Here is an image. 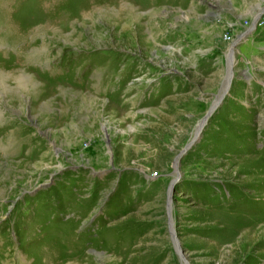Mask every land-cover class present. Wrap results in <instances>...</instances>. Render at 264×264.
<instances>
[{"label": "rangeland", "instance_id": "374dc122", "mask_svg": "<svg viewBox=\"0 0 264 264\" xmlns=\"http://www.w3.org/2000/svg\"><path fill=\"white\" fill-rule=\"evenodd\" d=\"M184 260L264 264V0H0V264Z\"/></svg>", "mask_w": 264, "mask_h": 264}, {"label": "water", "instance_id": "95a60500", "mask_svg": "<svg viewBox=\"0 0 264 264\" xmlns=\"http://www.w3.org/2000/svg\"><path fill=\"white\" fill-rule=\"evenodd\" d=\"M260 18H261V15H258V16L254 19V21H253V23H252V25H251L250 31H249L248 33H251L253 30L256 29L257 22L259 21ZM244 36H245V35H244ZM234 48H235V46H233V47L230 49L229 53H228V58H230V59H231L232 56H233V53H234V50H233V49H234ZM231 69H232V68H229V71H228V75H227V78H226V87H225L224 91L222 92V94H221L219 100H217L216 104L213 106V109H211L209 112H207V114L205 115V117L203 118V120L198 124V126H197V127H198V130L196 129V132H195L196 137H195V138H197V136L201 133V131L203 130V127L206 125V121H207V119L210 117V115H211V113L214 111V109H216L217 106L221 103V100L223 99V97H224L225 94L227 93V91H228V89H229V86H230V82H231L232 76H233V74H232V70H231ZM194 141H195V139H193L192 142H190V143L186 146V148L184 149V152L187 151V150L190 148V146L193 144ZM177 168H178V163H177V162H174V168H173L174 173L176 172ZM173 185H174V182L171 183L170 188H169V192L173 190V187H174ZM168 206H169V205H168ZM169 211H170V206H169ZM169 220H170V217H169ZM170 234H171V237H172V239H173V242H174V245H175V249L178 251V253H181V252H180V247H179V242H178V240H177V238H176V236H175V233H174L173 228H171V232H170ZM182 259H183V258H182ZM186 262H187V261H186ZM186 264H188V263H186Z\"/></svg>", "mask_w": 264, "mask_h": 264}, {"label": "bare ground", "instance_id": "6f19581e", "mask_svg": "<svg viewBox=\"0 0 264 264\" xmlns=\"http://www.w3.org/2000/svg\"><path fill=\"white\" fill-rule=\"evenodd\" d=\"M228 60H229V62H228V67H227V68H228V70H227V75H228L229 68H231V66H232V62H231L232 59L228 58ZM226 78H227V77H226ZM225 87H226V80H225ZM225 87L223 88L222 92L224 91ZM220 96H221V95H220ZM220 96L217 97V100H219ZM215 104H216V103H215ZM215 104L212 105V107L209 109V111H210L211 109H213V106H214ZM209 111H208V112H209ZM197 130H198V127H197ZM169 206H170V205H169ZM171 225H172V224H171ZM176 251H177V250H176ZM186 263H187L186 260H184V264H186Z\"/></svg>", "mask_w": 264, "mask_h": 264}, {"label": "crops", "instance_id": "0c3cea01", "mask_svg": "<svg viewBox=\"0 0 264 264\" xmlns=\"http://www.w3.org/2000/svg\"><path fill=\"white\" fill-rule=\"evenodd\" d=\"M256 15H257V14H256ZM256 15H255V16H256ZM258 15H261V16H262L261 13H259ZM258 15H257V16H258ZM257 16H256V17H257ZM250 28H251V27H250ZM250 28H249L248 30H246V32H243L241 35L243 36L244 33L247 34V33L250 31ZM254 31H255V30H253L252 32H254ZM252 32H251V33H252Z\"/></svg>", "mask_w": 264, "mask_h": 264}]
</instances>
